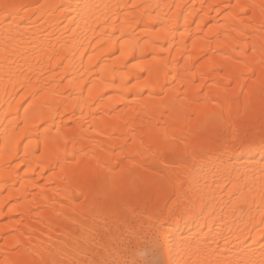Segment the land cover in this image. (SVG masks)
Returning <instances> with one entry per match:
<instances>
[{"label": "bare ground", "instance_id": "obj_1", "mask_svg": "<svg viewBox=\"0 0 264 264\" xmlns=\"http://www.w3.org/2000/svg\"><path fill=\"white\" fill-rule=\"evenodd\" d=\"M14 2L0 17V264H259L264 0ZM237 107L250 150L232 139Z\"/></svg>", "mask_w": 264, "mask_h": 264}, {"label": "snow or ice", "instance_id": "obj_2", "mask_svg": "<svg viewBox=\"0 0 264 264\" xmlns=\"http://www.w3.org/2000/svg\"><path fill=\"white\" fill-rule=\"evenodd\" d=\"M23 7L20 5H17L14 0H0V17L3 18H10L17 14V8ZM249 96H251V93H249ZM251 100L246 101L245 103V111L247 112L250 108ZM231 115V112H229ZM241 112L239 107H237L236 110V121L234 122V126L232 127V139L233 141L239 140L241 145H246L248 149L250 150L252 146L255 144V136L256 132L254 128L250 124H245L241 119ZM259 146L262 150H264V124L261 125L260 132H259ZM261 197L264 198V191H261ZM179 198L175 201H172V206L168 207L167 203L165 204V207H167L168 215H174L175 211L178 207ZM247 203V200L242 193L240 196L236 198V200L233 202V209L232 214L235 215L237 211H243L244 204ZM156 211L160 214V216H163V210L157 208ZM262 216H264V213H262ZM161 225L163 224V220H160ZM262 223H264V220H262ZM227 242V241H226ZM153 243L157 245V247L167 253L170 251L169 248V240L167 235H165L163 232L159 231V229L156 230L153 236ZM52 264H61V262L53 261ZM95 264H108L107 261H97ZM127 264V262H125ZM134 264H138V262H134ZM146 264H151V262H146ZM157 264H180L179 261H173L171 258L168 260H161L157 262ZM235 264H241L240 261L235 262ZM254 264V262H252ZM259 264H264V259H262Z\"/></svg>", "mask_w": 264, "mask_h": 264}, {"label": "rangeland", "instance_id": "obj_3", "mask_svg": "<svg viewBox=\"0 0 264 264\" xmlns=\"http://www.w3.org/2000/svg\"><path fill=\"white\" fill-rule=\"evenodd\" d=\"M147 257H149V256H147Z\"/></svg>", "mask_w": 264, "mask_h": 264}]
</instances>
